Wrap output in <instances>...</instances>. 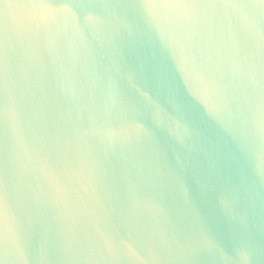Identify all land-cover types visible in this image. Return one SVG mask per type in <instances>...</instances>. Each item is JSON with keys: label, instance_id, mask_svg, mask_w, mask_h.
Returning a JSON list of instances; mask_svg holds the SVG:
<instances>
[{"label": "water", "instance_id": "95a60500", "mask_svg": "<svg viewBox=\"0 0 264 264\" xmlns=\"http://www.w3.org/2000/svg\"><path fill=\"white\" fill-rule=\"evenodd\" d=\"M0 264H264V0H0Z\"/></svg>", "mask_w": 264, "mask_h": 264}]
</instances>
